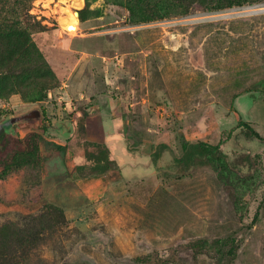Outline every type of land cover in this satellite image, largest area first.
Returning a JSON list of instances; mask_svg holds the SVG:
<instances>
[{"label":"rangeland","instance_id":"374dc122","mask_svg":"<svg viewBox=\"0 0 264 264\" xmlns=\"http://www.w3.org/2000/svg\"><path fill=\"white\" fill-rule=\"evenodd\" d=\"M81 1L32 3L28 68L0 34V145L46 128L41 171L0 181V264H264V141L238 127L264 137V0Z\"/></svg>","mask_w":264,"mask_h":264},{"label":"trees","instance_id":"16d2710c","mask_svg":"<svg viewBox=\"0 0 264 264\" xmlns=\"http://www.w3.org/2000/svg\"><path fill=\"white\" fill-rule=\"evenodd\" d=\"M35 0H0V34L18 35L19 45L15 51L17 58L26 63L28 68L31 65V58L35 57L39 60L41 55L35 48L32 40L31 31H38L43 27L33 19L30 15L31 5ZM243 1H235L230 4L231 7L243 6ZM13 38V37H12ZM9 67V62L6 63ZM19 72L24 67H19ZM18 127L27 130L23 137L13 136L5 138L1 134L2 143L0 145V181L7 177L17 174L24 169L41 171L43 167V156L41 151V136L46 132V128L40 123L36 125L33 121H26L23 124L14 121ZM238 127H242L246 134L254 139L264 141L262 137L248 122L239 119ZM99 149L97 153H91L89 160L92 162L93 171L98 174H108L110 176H119L120 169L117 163L111 158L110 150L105 144L94 145ZM201 151L206 160L216 164L221 173L225 176L234 174L228 157L223 153L219 145L200 144ZM220 245L227 242L219 241ZM227 254L234 258L236 255V247L232 246ZM220 262V259H217Z\"/></svg>","mask_w":264,"mask_h":264},{"label":"bare ground","instance_id":"6f19581e","mask_svg":"<svg viewBox=\"0 0 264 264\" xmlns=\"http://www.w3.org/2000/svg\"><path fill=\"white\" fill-rule=\"evenodd\" d=\"M72 1L73 2L71 3V5L72 7H75V8H80L83 3L81 0H72ZM258 8L259 7H245L242 9H235L232 11V14H241V13H246V12L253 13L257 11L259 12V10L261 9H258ZM61 25L67 32L72 33V34L77 33L79 30V24L77 20L76 11H68V15L66 17L61 18Z\"/></svg>","mask_w":264,"mask_h":264},{"label":"water","instance_id":"95a60500","mask_svg":"<svg viewBox=\"0 0 264 264\" xmlns=\"http://www.w3.org/2000/svg\"><path fill=\"white\" fill-rule=\"evenodd\" d=\"M253 13H257V12H253Z\"/></svg>","mask_w":264,"mask_h":264},{"label":"crops","instance_id":"0c3cea01","mask_svg":"<svg viewBox=\"0 0 264 264\" xmlns=\"http://www.w3.org/2000/svg\"><path fill=\"white\" fill-rule=\"evenodd\" d=\"M112 135V134H111Z\"/></svg>","mask_w":264,"mask_h":264}]
</instances>
